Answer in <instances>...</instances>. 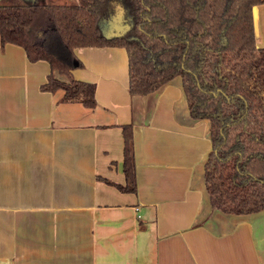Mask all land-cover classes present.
Instances as JSON below:
<instances>
[{"label": "crops", "instance_id": "0c3cea01", "mask_svg": "<svg viewBox=\"0 0 264 264\" xmlns=\"http://www.w3.org/2000/svg\"><path fill=\"white\" fill-rule=\"evenodd\" d=\"M252 19L264 48V3ZM73 54L69 76L94 85L92 108L42 90L48 64L0 44V264H264V208L229 216L209 206L208 125L190 119L180 78L131 95L125 48ZM123 125L133 193L105 183L124 184Z\"/></svg>", "mask_w": 264, "mask_h": 264}, {"label": "trees", "instance_id": "16d2710c", "mask_svg": "<svg viewBox=\"0 0 264 264\" xmlns=\"http://www.w3.org/2000/svg\"><path fill=\"white\" fill-rule=\"evenodd\" d=\"M264 0H79L0 4V44L45 61L41 89L92 108L94 85L74 80L77 47L117 46L128 58V91L146 95L175 77L192 121H206L211 150L203 182L213 211L249 216L264 208V48L254 43L252 8ZM118 10L129 26L106 39L100 24ZM124 184L135 191L131 126H121Z\"/></svg>", "mask_w": 264, "mask_h": 264}, {"label": "water", "instance_id": "95a60500", "mask_svg": "<svg viewBox=\"0 0 264 264\" xmlns=\"http://www.w3.org/2000/svg\"><path fill=\"white\" fill-rule=\"evenodd\" d=\"M107 20V19H106ZM103 20L101 23L107 22V25L110 27H113V31H104L101 28L102 35L108 39L111 37H120L126 33V31L129 29V26L123 22L122 18V10H118L115 14H113L111 17L108 18V21ZM113 22V23H111ZM101 27V24H100Z\"/></svg>", "mask_w": 264, "mask_h": 264}, {"label": "flooded vegetation", "instance_id": "af4514ba", "mask_svg": "<svg viewBox=\"0 0 264 264\" xmlns=\"http://www.w3.org/2000/svg\"><path fill=\"white\" fill-rule=\"evenodd\" d=\"M106 21H108V19ZM111 23H113V22H111ZM122 23H124V22H122ZM101 28L104 31H109V30L113 31V27H110L109 25H107V22L101 23Z\"/></svg>", "mask_w": 264, "mask_h": 264}, {"label": "rangeland", "instance_id": "374dc122", "mask_svg": "<svg viewBox=\"0 0 264 264\" xmlns=\"http://www.w3.org/2000/svg\"><path fill=\"white\" fill-rule=\"evenodd\" d=\"M6 2H8L9 4H16V3H19L20 1H17V0H6ZM21 2H27V1H24V0H22ZM32 2V1H31ZM43 2H45L44 0H43ZM52 2V1H51Z\"/></svg>", "mask_w": 264, "mask_h": 264}]
</instances>
